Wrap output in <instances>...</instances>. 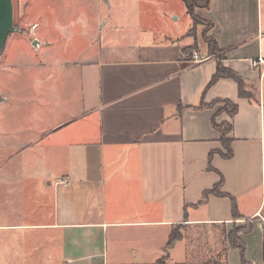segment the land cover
<instances>
[{
	"label": "crops",
	"instance_id": "1",
	"mask_svg": "<svg viewBox=\"0 0 264 264\" xmlns=\"http://www.w3.org/2000/svg\"><path fill=\"white\" fill-rule=\"evenodd\" d=\"M197 10L213 24L210 37L222 59L194 64L183 53L191 47L197 53L196 46L181 47L178 36L122 32V44L100 45L84 64L63 119L54 117L52 96L49 103L33 97L40 105L31 106L29 125L15 133L26 145H40L49 172L31 222H1V232L22 231L27 246L38 241L31 232L42 231L61 264H158L171 234L184 227L164 264H195L204 258L202 245L211 244L205 258L224 253L230 264L240 253L229 248L228 236L248 220L252 230L239 235L246 262L264 264V64L254 65L264 61L263 2L210 0L208 10ZM218 62L246 82L252 101L239 96L232 79L209 86ZM222 100L238 105L234 117L220 112ZM213 117L233 126L230 160L220 154ZM9 129L1 126L4 143L13 139ZM2 148L6 154L14 147ZM221 178L220 193L235 200L238 220L231 199L211 193ZM40 212L44 217L36 219ZM199 229L219 230L220 237ZM181 246L185 258L175 255Z\"/></svg>",
	"mask_w": 264,
	"mask_h": 264
},
{
	"label": "rangeland",
	"instance_id": "2",
	"mask_svg": "<svg viewBox=\"0 0 264 264\" xmlns=\"http://www.w3.org/2000/svg\"><path fill=\"white\" fill-rule=\"evenodd\" d=\"M12 1L14 23L20 31L9 36L5 49L0 54V96L8 98V102L0 103V226L1 222L15 220L31 222L32 218L28 213L36 205V200H39L38 188L43 182L42 177H47L49 172L44 164L45 151L40 145H26L23 143L26 140H17L15 133L21 125H29L34 105H40L36 104L33 97L37 96V102L44 99V103H49L53 98L54 117L63 119L68 107L72 105V100L70 104H65L64 101L69 95L76 97L79 93L77 87L82 77L81 69L84 64L93 61L94 52L99 50L100 45H120L124 37L122 32L149 29L148 31L155 33L168 32L171 36H178L181 47L191 43L196 46L198 54L209 57L206 37L212 38L210 31L213 26L199 16L198 8L195 14L199 16V23L194 25L187 14L184 0ZM201 1L200 3L205 4L207 0ZM262 2L264 20V0ZM35 40L39 42L36 47L32 45ZM217 49L218 53L211 57L222 59L225 53ZM193 50L194 47H191L183 53L192 63ZM223 124L226 123L218 125ZM3 125L9 126V130L13 132V139L7 143L1 140ZM5 144L14 147L7 150L6 154L2 151ZM37 159L42 163L37 162ZM22 209L26 211L25 215L21 214ZM261 211L264 215V205ZM34 217L41 219L44 213L40 212ZM250 223L251 221L244 220L236 224L233 230L247 229ZM183 228H176L175 234L181 238L184 236ZM21 232H1L0 228V264H61L60 254L56 251L50 254L51 247L42 238V231L31 232L33 238L37 235L35 239L38 241L32 240L36 244L27 246L19 238L22 237ZM208 232H213L216 238L220 237L219 230L198 231L199 235ZM30 240L29 238L28 241ZM182 247L175 252L178 258H185ZM213 248V244L202 245L199 251L204 258L195 264H225L224 253L220 260L205 258L208 250ZM23 255L27 256V261H22ZM47 255H50V261L46 259ZM166 258L165 253L161 260ZM240 263V254L236 252L230 264Z\"/></svg>",
	"mask_w": 264,
	"mask_h": 264
},
{
	"label": "trees",
	"instance_id": "3",
	"mask_svg": "<svg viewBox=\"0 0 264 264\" xmlns=\"http://www.w3.org/2000/svg\"><path fill=\"white\" fill-rule=\"evenodd\" d=\"M184 2L186 4L187 13L191 17V19L193 20L194 25L198 24L199 23L198 22L199 16H197L195 14V10L197 8L208 10L210 0H207L205 4L200 3V2H202L201 0H198V1L184 0ZM206 42H207L209 50H210V56L216 55L218 53V49H217L218 46H217L216 41L212 38L206 37ZM224 78L232 79L237 83L238 89H239V96L241 98L249 99L250 101L253 100L252 95L247 91L246 82L237 73L231 71L230 69L225 68L220 62H218L217 72L213 76L209 86L215 85L219 80L224 79ZM217 103L223 105V108L220 110V112L227 113L231 117H234L239 111L238 105H236L230 101L222 100V101H217ZM203 106H204V103L201 104V107H203ZM212 126L220 134V142H221V144L223 146V150H224L223 153H220L221 156L227 160L232 159L233 151L231 148V144H232L231 133L233 131V126L231 124H227V123L223 124V125H218L216 122V117H213ZM223 129H224V131H223ZM222 183H223V178H221V182L219 183V185H217L215 187V189L211 193L215 194L218 197L230 198L231 202H232V206H233V218L238 220V218L240 216H239V213L237 210L235 200L233 198L229 197L228 195L220 193V187H221ZM251 230H252V228L249 225V227L247 229L245 228V229H241V230L240 229L239 230H233L228 236L229 248L230 249H237L239 251L240 257H241V264H248V263L246 262V258H245L246 247H245L244 243L242 242L239 235L241 233H249ZM180 239H181L180 235L177 236L176 234L172 233L170 238H169L168 244L166 246L165 253L168 254V252L174 247V245L178 241H180ZM164 262L165 261L162 260V261H159L158 264H164Z\"/></svg>",
	"mask_w": 264,
	"mask_h": 264
},
{
	"label": "water",
	"instance_id": "4",
	"mask_svg": "<svg viewBox=\"0 0 264 264\" xmlns=\"http://www.w3.org/2000/svg\"><path fill=\"white\" fill-rule=\"evenodd\" d=\"M20 29L14 23V7L12 0H0V54L5 49L9 36ZM38 41L32 42L34 47L38 46ZM3 98L0 96V103Z\"/></svg>",
	"mask_w": 264,
	"mask_h": 264
},
{
	"label": "built area",
	"instance_id": "5",
	"mask_svg": "<svg viewBox=\"0 0 264 264\" xmlns=\"http://www.w3.org/2000/svg\"><path fill=\"white\" fill-rule=\"evenodd\" d=\"M193 63L196 64V63H201L203 61H205V58L203 56H201L200 54L198 53H193ZM259 64H264V61L262 59H258L256 61H254V65H259Z\"/></svg>",
	"mask_w": 264,
	"mask_h": 264
}]
</instances>
